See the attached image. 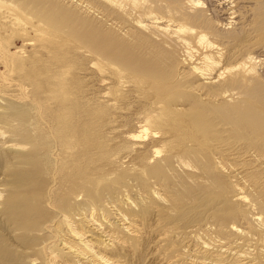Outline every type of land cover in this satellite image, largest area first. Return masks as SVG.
Returning a JSON list of instances; mask_svg holds the SVG:
<instances>
[{
    "label": "bare ground",
    "instance_id": "6f19581e",
    "mask_svg": "<svg viewBox=\"0 0 264 264\" xmlns=\"http://www.w3.org/2000/svg\"><path fill=\"white\" fill-rule=\"evenodd\" d=\"M7 1L0 264H264V0Z\"/></svg>",
    "mask_w": 264,
    "mask_h": 264
},
{
    "label": "rangeland",
    "instance_id": "374dc122",
    "mask_svg": "<svg viewBox=\"0 0 264 264\" xmlns=\"http://www.w3.org/2000/svg\"><path fill=\"white\" fill-rule=\"evenodd\" d=\"M9 4H11V5H13L12 3H11V1L10 0H8L7 1ZM17 6H19V5H17ZM15 8H17L18 10H21L20 12H21V16H23V19H24V22L27 24V26H26V28L27 29H25V30H27V32L29 33V35L31 36V37H33L35 34H34V32H33V27H32V25L31 24H36L37 22H38V20L37 19H34L35 17L31 14V12L30 11H28L29 9H27L25 6H19V7H15ZM3 14V13H2ZM1 14V15H2ZM5 14L7 15V16H10V14H7V11H5ZM27 18H29L31 21H29V20H27ZM30 23V24H29ZM36 25H38V23L36 24ZM10 30V29H9ZM4 31V30H3ZM1 32L0 31V42L1 41H8L9 42V39L11 40L10 41V46L12 45V47L11 48H13V49H17V48H23V47H25L29 52L30 51H32L33 49H35V47H32V44H25V42H24V40L21 38V36H19V34H14V33H9V36H7L4 32ZM26 33V31H24V33H23V31L21 32V34L20 35H24ZM6 36H7V38H6ZM63 36H66L65 34H63ZM62 36V37H63ZM61 38V37H60ZM58 41H60V39L58 40ZM61 41H62V39H61ZM11 42H13L12 44H11ZM35 44H37V46H40V43L38 42V43H35ZM3 47V48H2ZM68 47V46H67ZM70 49V48H69ZM4 52H8V50H7V47H5V46H1L0 45V72H3L4 71V69H3V57H5V54H4ZM34 57H36L37 55L36 54H32ZM40 56V57H39ZM38 57H37V59L38 58H40V59H42V60H44V61H47L48 60V58H47V56L45 55V54H41V55H39ZM66 62H68L67 64L69 65V66H73L74 67V69H73V67H72V71H74L75 72V75H76V77H78L79 76V78H76V80H75V82L73 81V83H72V85H71V87L73 88V89H71V87L70 88H66V90H65V92L64 93H62L63 95L65 94L66 96H71V92H73V94H75V92H79L78 94L76 93V95H78L76 98H77V102L81 105V107H82V109H84V110H87V109H91L90 107H91V105L90 104H93V97H92V92H91V90H93V87H90L91 85H94L93 84V79L91 78V76L87 73L86 74V72H85V68H88V64H89V62L88 61H86V60H84V59H76L75 57H74V55L73 54H71V55H69L68 56V58L66 59ZM71 63V64H70ZM77 65H79L78 67H77ZM76 66V67H75ZM78 71H82L81 73L80 72H78ZM84 73V74H83ZM80 75H81V77H80ZM10 77V76H9ZM84 78V79H83ZM91 79V80H90ZM76 81H78V82H76ZM82 83H81V82ZM75 83H76V85H75ZM88 84V85H87ZM85 85H86V87H85ZM75 86V87H74ZM78 86H82L81 88L80 87H78ZM77 90H76V89ZM70 90H72V91H70ZM89 90V91H88ZM86 91V92H85ZM81 92H82V94H81ZM90 92V93H89ZM67 93V94H66ZM89 94V95H88ZM72 98V97H71ZM256 212H260L258 209L256 210Z\"/></svg>",
    "mask_w": 264,
    "mask_h": 264
}]
</instances>
